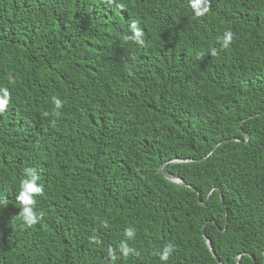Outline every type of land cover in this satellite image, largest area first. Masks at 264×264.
Listing matches in <instances>:
<instances>
[{
    "label": "trees",
    "instance_id": "16d2710c",
    "mask_svg": "<svg viewBox=\"0 0 264 264\" xmlns=\"http://www.w3.org/2000/svg\"><path fill=\"white\" fill-rule=\"evenodd\" d=\"M237 262L264 264V0H0V264Z\"/></svg>",
    "mask_w": 264,
    "mask_h": 264
},
{
    "label": "water",
    "instance_id": "95a60500",
    "mask_svg": "<svg viewBox=\"0 0 264 264\" xmlns=\"http://www.w3.org/2000/svg\"><path fill=\"white\" fill-rule=\"evenodd\" d=\"M163 175H164L165 178L168 179V180H175V179H174L173 177H171V176H168V175H166V174H163ZM178 182L180 183L181 181L178 180ZM206 243H207V245H208V247H209V249H210L209 241L207 240ZM210 250H211V249H210ZM237 264H238V262H237Z\"/></svg>",
    "mask_w": 264,
    "mask_h": 264
}]
</instances>
